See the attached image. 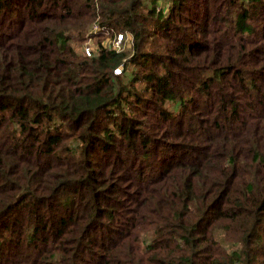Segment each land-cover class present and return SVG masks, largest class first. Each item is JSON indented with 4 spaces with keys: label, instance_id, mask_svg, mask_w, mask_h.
I'll return each instance as SVG.
<instances>
[{
    "label": "trees",
    "instance_id": "obj_1",
    "mask_svg": "<svg viewBox=\"0 0 264 264\" xmlns=\"http://www.w3.org/2000/svg\"><path fill=\"white\" fill-rule=\"evenodd\" d=\"M0 264H264V0H0Z\"/></svg>",
    "mask_w": 264,
    "mask_h": 264
},
{
    "label": "built area",
    "instance_id": "obj_2",
    "mask_svg": "<svg viewBox=\"0 0 264 264\" xmlns=\"http://www.w3.org/2000/svg\"><path fill=\"white\" fill-rule=\"evenodd\" d=\"M95 28H97V27H95ZM123 43H124V35L121 34V33H119V34L117 35V37L112 41V46H113L114 48L120 50V49L122 48V46H123ZM93 50H94L93 47H91V46H87V45H86V47H85V52H86L87 55H91V53H92ZM115 72H116V73H120V72H121V68H117V69L115 70Z\"/></svg>",
    "mask_w": 264,
    "mask_h": 264
},
{
    "label": "rangeland",
    "instance_id": "obj_3",
    "mask_svg": "<svg viewBox=\"0 0 264 264\" xmlns=\"http://www.w3.org/2000/svg\"><path fill=\"white\" fill-rule=\"evenodd\" d=\"M111 39L109 38H107V39H105V42H111L110 41ZM97 39L95 38V39H93V40H91V39H89V40H87V42L85 43V46L87 45V46H91V47H97ZM130 43H132V37H131V35H128L127 36V38H126V42L124 43L125 44V46H126V48H130ZM173 107V106H172Z\"/></svg>",
    "mask_w": 264,
    "mask_h": 264
}]
</instances>
